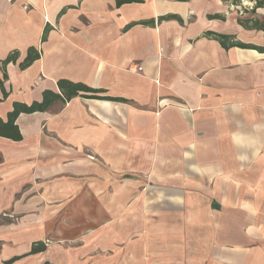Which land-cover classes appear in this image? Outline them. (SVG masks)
Instances as JSON below:
<instances>
[{"label": "crops", "instance_id": "0c3cea01", "mask_svg": "<svg viewBox=\"0 0 264 264\" xmlns=\"http://www.w3.org/2000/svg\"><path fill=\"white\" fill-rule=\"evenodd\" d=\"M236 2L0 0L2 121L62 79L123 99H56L0 134V264H264V52L229 45L264 31Z\"/></svg>", "mask_w": 264, "mask_h": 264}, {"label": "trees", "instance_id": "16d2710c", "mask_svg": "<svg viewBox=\"0 0 264 264\" xmlns=\"http://www.w3.org/2000/svg\"><path fill=\"white\" fill-rule=\"evenodd\" d=\"M143 0H116L117 6L123 4V3H130V2H142ZM264 7V0H256L255 7ZM65 9H62L60 13H63ZM170 17H175L173 15L170 16H160L158 19H167ZM239 23L243 25L244 27H248L247 23H251L252 28L259 29L264 31V20H259V19H246L242 20L239 19ZM134 24V23H133ZM50 29L49 25H45L43 34L41 37V40L44 41L46 40L47 33ZM215 36L219 39L221 44L225 46L226 48L228 45H226V41L230 38H233L232 36L228 35H222V34H215ZM230 46H238L241 48H252L256 49L259 52H264V46H256L253 44H247L243 43L240 41H234L229 43ZM19 55V52L17 50H12L9 52V54L6 56L5 59L0 60V64L2 66V77L0 78V89L2 93V97L0 98V102L7 96V92L4 89L3 82L7 79V74L5 71V65L9 62H15L17 57ZM41 55V50L37 47L30 46L27 49L26 56L23 59L22 62L19 63V68L20 69H25L29 65H31L36 59H38ZM57 86L60 90L61 94L55 93L51 90H44L42 93V100L41 101H33L30 105L20 103V102H15L13 104V109L10 111L7 115V120L2 121L0 119V134L2 136L11 138L13 140H19L21 139V136L18 132L17 126L14 124L16 117L19 115L21 112L25 113H31L34 111H44L47 110L50 104L55 101L56 99H61L63 101L69 100L70 98L80 95L83 97H88V98H97V99H110L114 101H123L121 98H113V97H102L98 93H101L102 90L100 89H95L91 88L81 82H71L68 80H58ZM45 249V244L43 242H36L30 253H36L39 251H43ZM12 259L8 262H11ZM42 264H53L48 261H45Z\"/></svg>", "mask_w": 264, "mask_h": 264}, {"label": "rangeland", "instance_id": "374dc122", "mask_svg": "<svg viewBox=\"0 0 264 264\" xmlns=\"http://www.w3.org/2000/svg\"><path fill=\"white\" fill-rule=\"evenodd\" d=\"M233 0H231V2H232ZM235 4V6H237V8H235V10L237 11V17H240V19L241 18H243V19H245V9H249L250 8V4H249V2L247 1V0H237V2L236 3H234ZM246 20V19H245Z\"/></svg>", "mask_w": 264, "mask_h": 264}, {"label": "built area", "instance_id": "2783aa9c", "mask_svg": "<svg viewBox=\"0 0 264 264\" xmlns=\"http://www.w3.org/2000/svg\"><path fill=\"white\" fill-rule=\"evenodd\" d=\"M135 70H137V71H140V70H141V68H140V67H137V69H135Z\"/></svg>", "mask_w": 264, "mask_h": 264}]
</instances>
